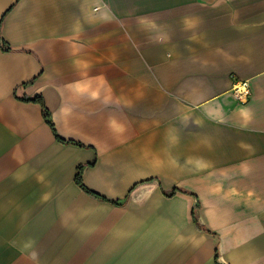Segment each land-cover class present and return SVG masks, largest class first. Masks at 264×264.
Returning a JSON list of instances; mask_svg holds the SVG:
<instances>
[{
    "label": "crops",
    "instance_id": "0c3cea01",
    "mask_svg": "<svg viewBox=\"0 0 264 264\" xmlns=\"http://www.w3.org/2000/svg\"><path fill=\"white\" fill-rule=\"evenodd\" d=\"M0 264H264V0H0Z\"/></svg>",
    "mask_w": 264,
    "mask_h": 264
},
{
    "label": "trees",
    "instance_id": "16d2710c",
    "mask_svg": "<svg viewBox=\"0 0 264 264\" xmlns=\"http://www.w3.org/2000/svg\"><path fill=\"white\" fill-rule=\"evenodd\" d=\"M2 42H3V45L6 46V42H5V40H2ZM27 99L37 100V101H39V102L42 104V106H43V114H44V116H45L46 121H47V122L49 123V125L52 127V129H53V131L55 132L57 138H58L59 140L63 141V142H66L65 139L61 138V137L58 135L57 130H56V128H55V124H54V122H53L52 112H51V110L47 107V105L45 104V100H44L43 96L38 94V95L31 96V97H27ZM82 172H83V165H79V167H78V171H77V174H76V177H75L76 182H77V183H78V184H79L84 190H86L87 192L92 193V194H94V195H96V196H100L98 193L93 192V191H91L89 188H87V186L84 184V181H83ZM176 189H177V188L175 187L174 190H173V191H174L173 193L176 192ZM130 192H131V190L129 191L128 195L130 194ZM128 195H127V197H128ZM194 196H195V198H196V204L193 206V217H194L195 220H197V217H196V209L199 207V204H198V196H197L196 194H194ZM125 200H126V198H125L124 200H122V201H119V200H113V201H114L115 203H124Z\"/></svg>",
    "mask_w": 264,
    "mask_h": 264
},
{
    "label": "built area",
    "instance_id": "2783aa9c",
    "mask_svg": "<svg viewBox=\"0 0 264 264\" xmlns=\"http://www.w3.org/2000/svg\"><path fill=\"white\" fill-rule=\"evenodd\" d=\"M234 93L240 100H247L251 95V86L248 80H237L234 84Z\"/></svg>",
    "mask_w": 264,
    "mask_h": 264
}]
</instances>
